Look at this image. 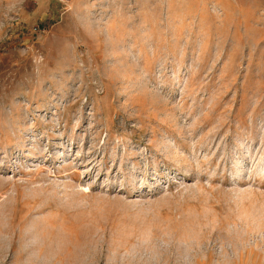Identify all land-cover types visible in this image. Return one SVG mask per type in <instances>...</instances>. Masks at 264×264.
I'll list each match as a JSON object with an SVG mask.
<instances>
[{"label":"rangeland","instance_id":"1","mask_svg":"<svg viewBox=\"0 0 264 264\" xmlns=\"http://www.w3.org/2000/svg\"><path fill=\"white\" fill-rule=\"evenodd\" d=\"M0 264H264V0H0Z\"/></svg>","mask_w":264,"mask_h":264}]
</instances>
